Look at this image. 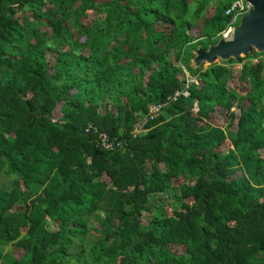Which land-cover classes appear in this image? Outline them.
<instances>
[{"label": "trees", "instance_id": "16d2710c", "mask_svg": "<svg viewBox=\"0 0 264 264\" xmlns=\"http://www.w3.org/2000/svg\"><path fill=\"white\" fill-rule=\"evenodd\" d=\"M232 3L0 0V264H264V52L188 64Z\"/></svg>", "mask_w": 264, "mask_h": 264}, {"label": "water", "instance_id": "95a60500", "mask_svg": "<svg viewBox=\"0 0 264 264\" xmlns=\"http://www.w3.org/2000/svg\"><path fill=\"white\" fill-rule=\"evenodd\" d=\"M245 1L251 4L252 10L241 18L239 25L233 27L229 37H221L216 44L208 48L199 46L193 51L195 68L231 59L239 61L255 52H264V0Z\"/></svg>", "mask_w": 264, "mask_h": 264}, {"label": "built area", "instance_id": "2783aa9c", "mask_svg": "<svg viewBox=\"0 0 264 264\" xmlns=\"http://www.w3.org/2000/svg\"><path fill=\"white\" fill-rule=\"evenodd\" d=\"M225 1V0H221ZM252 10V6L250 3L245 0H233L232 6L227 9L226 15L232 16V20L230 25L221 33L222 37L227 38L231 35L233 27L237 24V21L247 15ZM196 82V79L189 78L188 85L183 90H177L173 96L169 97V99L165 102L152 105L150 107V111L148 115L143 119L142 122L136 124L134 126V130L131 134L134 137H137L138 134L148 127V124L154 120H156L163 112L164 108L172 102H176L180 97H189L190 92L188 91L189 83ZM102 145L106 150H114L115 148L123 147L124 141H120L118 138L110 137L107 134H102Z\"/></svg>", "mask_w": 264, "mask_h": 264}, {"label": "rangeland", "instance_id": "374dc122", "mask_svg": "<svg viewBox=\"0 0 264 264\" xmlns=\"http://www.w3.org/2000/svg\"><path fill=\"white\" fill-rule=\"evenodd\" d=\"M214 11H215V6H212L211 8H209V10H208V14L209 15H212L213 13H214ZM240 22H241V19H239L238 21H237V24L235 25V26H237V25H239L240 24ZM194 56H195V54H194ZM190 58V54H189V57L187 58V59H189ZM194 58V57H193ZM193 58L192 59H190L191 61H188V64L191 66H194L193 65ZM186 59V60H187ZM258 62V60L257 59H255V61H254V63H257ZM204 65V67L206 68V67H208V65L207 64H203ZM233 68L237 71V73H236V75H238V73H239V70L242 68V64H236V65H234L233 66ZM237 80H238V76H235L234 77V79L231 81V85H235L236 84V82H237ZM228 119L226 118V117H224V113H223V115H222V117L220 118V119H218L217 118V116H213V118H212V120H211V123L212 124H214V125H219V126H222V127H224L226 124H227V121ZM12 180H13V178L12 177H10L9 175H7V174H2V176L0 177V189H2V188H9L10 187V184H11V182H12ZM180 183H182V181H175V185L177 186L178 184H180ZM50 228L53 230H55V229H57V228H55V227H52V226H50ZM93 237L91 236V235H88V236H86V237H81V238H79V239H77V242H76V244H77V246L79 247V248H88V246L93 242ZM182 251L183 250H181V251H179L180 253H182ZM16 253V255L17 256H19V252H15Z\"/></svg>", "mask_w": 264, "mask_h": 264}]
</instances>
